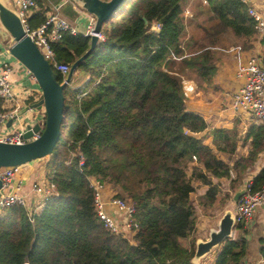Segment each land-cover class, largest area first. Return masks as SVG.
Segmentation results:
<instances>
[{
  "label": "trees",
  "instance_id": "1",
  "mask_svg": "<svg viewBox=\"0 0 264 264\" xmlns=\"http://www.w3.org/2000/svg\"><path fill=\"white\" fill-rule=\"evenodd\" d=\"M185 6L126 0L104 23V39L77 69L88 83L64 91L62 135L47 165L57 194L33 215L21 205L0 212V264H193L201 208L216 206L224 190L221 205L230 201L227 181L233 194L243 188L264 153V123H250L245 135L237 121L200 136L209 125L187 110L183 80L211 83L218 69L213 47L228 38L242 50L257 40L264 46V33L244 0H197L188 20ZM46 20L38 11L28 21L35 28ZM90 45L91 37L71 32L52 44L56 60L71 66ZM209 136L215 149L205 143ZM91 178L135 205L134 242L101 222ZM252 182L254 190L264 186V165ZM258 243L264 260V232ZM246 253L245 239L228 238L215 264H243Z\"/></svg>",
  "mask_w": 264,
  "mask_h": 264
},
{
  "label": "built area",
  "instance_id": "2",
  "mask_svg": "<svg viewBox=\"0 0 264 264\" xmlns=\"http://www.w3.org/2000/svg\"><path fill=\"white\" fill-rule=\"evenodd\" d=\"M204 2L207 3V0ZM15 3L17 7L13 10L21 18L25 31L33 39L52 67L62 74L64 80L71 71V65L65 62L58 63L52 44L60 40L65 32H71L75 35L83 34L88 37L97 34L99 40L104 39L102 32H94L97 19L88 12V27L84 33H80L76 26L71 25L58 13L48 15L44 23L33 28L28 21V13L38 6V0H15ZM82 9L85 10L83 7ZM249 11L255 18L258 32L264 33V13L254 7H250ZM184 16L191 17L192 15L189 10H186ZM160 29L161 24L155 23L153 25L154 31L159 32ZM12 72L13 68L8 64L0 69V98L3 104L11 103L10 107H2L0 109V129L10 119L15 118L23 108L20 100L16 97V91L10 81ZM30 75L35 78L31 73ZM238 78L241 82L239 89L233 97V108L242 113L247 118L249 124L253 122L264 123V64L261 57L255 54L249 56L247 61L240 65ZM183 87L186 96H189L194 91V86L190 84L184 83ZM39 112L41 113V128L39 131H35L33 126L30 129L22 126L9 133H1L0 131V142L23 144L38 139L44 130L46 117L45 109H41ZM28 131H31L32 135L26 138L25 134ZM72 155L76 156L77 154L73 153ZM84 161V156L82 153H79L80 167L84 165ZM68 163L70 164V161ZM19 167L0 169V179L2 180V186L0 187V212L15 205H21L28 209L30 215H33L57 194V187L49 177L34 182L32 191L37 197H40L41 201L35 205L28 204L26 195L22 194L24 180L17 177ZM90 185L94 191L96 213L104 226L113 233L124 234L130 241L134 242V237L140 228L135 217V205L127 198L119 197L116 194L107 196L106 192L109 184L106 182L91 178ZM242 189H245V193L240 197L233 211L235 229L239 226H248L259 207L264 206V186L259 190H254L252 178H249L245 181ZM116 212L117 215L115 214Z\"/></svg>",
  "mask_w": 264,
  "mask_h": 264
},
{
  "label": "crops",
  "instance_id": "3",
  "mask_svg": "<svg viewBox=\"0 0 264 264\" xmlns=\"http://www.w3.org/2000/svg\"><path fill=\"white\" fill-rule=\"evenodd\" d=\"M2 1H7L12 9H16L17 7L15 0ZM43 1L44 0H38V6L28 13V19L33 17V15H35L38 11H44L46 17L52 13H58L71 25L76 26L79 29L80 33L86 32L89 16L87 11L83 10L79 3L72 0H49V3L45 5ZM196 1L197 0H185L186 6L184 9V13L186 10H189L192 15L191 17L184 16L186 20L194 18L192 7L194 3H196ZM204 1L205 0H203V2ZM245 1L251 4V6L256 8L258 11L264 13V0ZM188 34L190 35L189 32ZM13 43L14 41L12 36L6 31L0 21V69L3 68L6 64L10 65L13 68V72L10 75L11 83L16 81L20 77V85L23 90L20 91V102L22 104V107L24 108L26 105L31 103L30 100L38 101L42 97V91L38 88L27 85L26 77L28 74L30 75V73L26 69V67L22 65L9 52V49L13 45ZM227 43L226 46H215L212 48L217 59L218 69L211 83H200L194 79H189L187 77H184L183 80V84L186 83L194 86V91L191 92L189 96H186L187 110L201 114L209 125L208 129L200 134V136L210 132L214 128L232 129L234 128L237 121H240L239 130L241 135H245L249 128V122L247 118L242 113L236 111L233 108V97L239 89V85L241 82V80L238 78V70L240 65L244 64L249 56L253 54L264 57V46L261 44L260 40H257L254 42L252 48L248 50H242L234 43ZM77 73L79 76V73L81 72L75 70L74 75ZM33 79L36 80L35 78ZM89 79V76L85 75V85L88 83ZM73 87L79 88L78 85H74ZM10 106L11 103L2 105V107ZM8 122L1 127V133H9L16 129H19L22 126L26 127L23 118H21L20 123L16 122L11 126L8 125ZM205 143L215 149L212 136H209L205 140ZM238 150L239 151L235 155V158H238L241 155V146ZM223 158L227 159L228 156H223ZM42 162L43 159H39L37 161L22 165L19 167L17 173V177L24 180V189L22 190V194L26 195L27 202L30 205L38 204L41 201L40 197H37L32 191L33 183L41 181L44 178H48V163L44 165L42 164ZM263 165L264 153L262 154L260 162L256 165V167L249 171L248 179L252 178ZM196 185H198V183H196ZM206 189L207 187L199 188L197 191L198 195L203 194ZM239 190H241V188ZM106 194L107 196H111L112 194H116V191L112 188V186L109 185ZM196 195L197 194H194L195 197ZM233 195H235V193ZM218 198L219 201L216 203V206L209 207L207 209L201 208L198 214V222L195 233L197 239H208L209 230L217 226V223L224 214L225 210L227 208L233 209L234 207H236V203H233L232 201L230 202L229 200L224 203L225 206H221V195H219ZM115 214L117 215V212ZM263 232L264 207L262 209L260 208L257 211L256 215L248 226L234 229L231 239H245L247 241V253L246 257L244 258L243 264H264V260L259 252L260 246L258 243V238L262 235ZM219 250L220 247L214 249L204 259H202L200 264H215V259L217 257V254L219 253ZM216 251L218 253H214Z\"/></svg>",
  "mask_w": 264,
  "mask_h": 264
},
{
  "label": "water",
  "instance_id": "4",
  "mask_svg": "<svg viewBox=\"0 0 264 264\" xmlns=\"http://www.w3.org/2000/svg\"><path fill=\"white\" fill-rule=\"evenodd\" d=\"M79 3L88 13L97 19L94 32H102L105 22L111 19L116 10L126 0H72ZM0 21L6 31L13 38V45L9 52L35 77L41 91L42 97L38 101H31L18 115L10 119L8 125L20 123L21 118L27 129L33 126L35 131L41 128V109H45L46 117L44 130L38 139L23 144L0 142V169L15 168L25 165L37 159L48 157L54 152L62 135V124L65 111V89L71 85L75 70L96 48L99 37L97 34L91 36V45L87 52L73 63L71 71L61 83L58 74L54 71L51 63L44 57L33 39L25 31L24 25L18 14L5 2L0 0ZM146 23H148L145 18ZM60 63V61H58ZM25 117V118H24ZM32 132L25 134L26 138L31 137ZM2 180L0 179V187ZM245 193V189L237 191L233 202L237 203ZM235 229V217L233 209H227L219 219L217 226L209 230L208 239L199 238L196 240V249L192 258L193 264H200L208 254L219 248L222 243L232 238ZM29 264V263H26Z\"/></svg>",
  "mask_w": 264,
  "mask_h": 264
},
{
  "label": "rangeland",
  "instance_id": "5",
  "mask_svg": "<svg viewBox=\"0 0 264 264\" xmlns=\"http://www.w3.org/2000/svg\"><path fill=\"white\" fill-rule=\"evenodd\" d=\"M44 3H45V5H47L48 3H49V0H44L43 1ZM5 3H7V5L11 8V6L9 5V3L6 1ZM204 18H206V16H204ZM191 30H192V27H190L189 26V30H188V32H191ZM189 34H187V38L189 37L188 36ZM234 43L233 42V39H231V38H228V43L227 44H229V43ZM27 69V68H26ZM28 70V69H27ZM85 73H79V76H78V73L77 74H75L74 75V77H73V79H72V81H71V85L70 86H68V88H72V89H76V88H74L73 86L74 85H78L79 86V88L80 89H84V87H85V83H86V81L84 80V78H85ZM12 80V79H11ZM13 84V87H14V90L16 91V97L20 100V97H21V95H20V91L22 90V87H21V85H20V77L16 80V81H14V82H12ZM26 83H27V85H29V86H31V87H35V88H38V89H40V87H39V85H38V83H37V81L36 80H34L29 74L27 75V77H26ZM41 90V89H40ZM23 91V90H22ZM68 130V126L66 125L65 126V131H67ZM49 162V158L48 157H46V158H43V162H42V164H44V165H46L47 163ZM224 187H227V189L229 190V192L231 193V195H232V197L230 196V202L232 201L233 202V191H232V189H231V184H230V182H228L227 181V183H225V185L223 186V188ZM225 191L226 190H224V192L221 194V200H223V198L225 197V195L227 194V192L225 193ZM234 203V202H233ZM232 204V203H231ZM221 206H225V205H221ZM264 206H262V207H259V209L261 208H263ZM235 208V207H234ZM233 208V209H234ZM227 209H229V208H227ZM226 209V210H227ZM232 209V208H231ZM258 209V210H259ZM220 210H222V209H220ZM225 210V211H226ZM214 253H218L217 251L216 252H214ZM218 255V254H217Z\"/></svg>",
  "mask_w": 264,
  "mask_h": 264
},
{
  "label": "bare ground",
  "instance_id": "6",
  "mask_svg": "<svg viewBox=\"0 0 264 264\" xmlns=\"http://www.w3.org/2000/svg\"><path fill=\"white\" fill-rule=\"evenodd\" d=\"M5 2V1H4Z\"/></svg>",
  "mask_w": 264,
  "mask_h": 264
}]
</instances>
